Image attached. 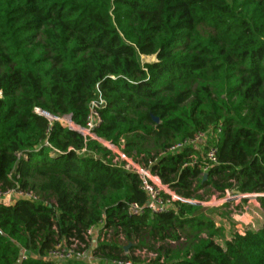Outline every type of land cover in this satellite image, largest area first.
<instances>
[{"label": "trees", "instance_id": "1", "mask_svg": "<svg viewBox=\"0 0 264 264\" xmlns=\"http://www.w3.org/2000/svg\"><path fill=\"white\" fill-rule=\"evenodd\" d=\"M93 103L96 137L181 200L231 190L264 215V0H0V188L34 196L0 205V264H264V224L220 245L200 205L153 213L135 174L44 116L83 129ZM197 133L215 137L164 155ZM98 227L92 261L46 258Z\"/></svg>", "mask_w": 264, "mask_h": 264}, {"label": "built area", "instance_id": "2", "mask_svg": "<svg viewBox=\"0 0 264 264\" xmlns=\"http://www.w3.org/2000/svg\"><path fill=\"white\" fill-rule=\"evenodd\" d=\"M97 104L93 103L90 107L89 114L86 121V127L83 129L75 128V126L71 123L70 118L68 117V120L70 121L71 125H68L65 123V118L61 119H49V121H57L63 126H66L70 129H75L76 132L81 134L85 139H87L88 142H97L101 145H104L108 150H113L114 145H112L110 142H106L103 140H100L95 135V130H97L102 121L100 118V115L98 111L96 110ZM219 132V129L218 131ZM214 134L209 133H197L192 138L187 139L181 143H178L168 149L164 155H175L178 153H181L187 148H193L199 150L200 147H202L206 142H208L210 139L214 138ZM121 148L122 144L120 143ZM215 154H216V148L210 147L208 151L205 154V160L207 165L200 168V171L202 174H205L209 168L210 165L215 164ZM119 159L122 160L126 165L129 166V164L132 165L133 169H131V173L135 174L140 182V189L147 194L148 196V203L147 207L153 212V213H161L165 210L166 204L179 200L181 202H186L190 204H194L191 201H185L178 198L172 191L167 189L166 187L162 186L157 179L155 175H153L148 168H143L138 164H133L131 160L128 159L124 154L119 155ZM165 194L169 197L168 200L163 201L160 197V194ZM242 195H236L235 192L232 193V198L241 197ZM242 198H246L245 196H242ZM18 199H34V196L31 192H24L18 189V187L14 188H6L2 189L0 188V205L8 207L13 202H15ZM132 210L134 212L139 211L138 208L133 207ZM94 229H91L88 231V236H90L91 231H94ZM135 252H139L136 250ZM139 253H143L144 251H141ZM150 257L155 258V255L148 254ZM25 252H22V255L19 259V262L25 260ZM46 258L54 260V261H64V260H70V259H77V260H83V261H92V257L89 254L88 248H86L84 245H79L77 242H73L70 245H65L64 243L57 244L52 250L48 251L46 254ZM115 264H132L131 261L125 260V261H116ZM146 263V262H145ZM148 263V262H147Z\"/></svg>", "mask_w": 264, "mask_h": 264}, {"label": "rangeland", "instance_id": "3", "mask_svg": "<svg viewBox=\"0 0 264 264\" xmlns=\"http://www.w3.org/2000/svg\"><path fill=\"white\" fill-rule=\"evenodd\" d=\"M140 60L142 62H152L155 59L153 57H141ZM102 146L110 152L107 160H110L112 164L119 165L128 172L133 169L131 164L128 166L119 159V155H123L121 146H114L113 150H108L104 145ZM128 159L131 160L130 158ZM131 162L142 167L139 160L134 159ZM232 193L233 191L227 190L224 194H218L206 189L199 191L195 196L196 198L191 200L192 203L200 205L203 212L214 221L216 228L222 229L221 239L217 240V243L220 245H223L225 240L230 239L232 232L242 234L247 230L256 231L264 224V215L256 202L255 195H247L245 196L246 198H242L241 196L234 199L232 198ZM99 230V227L95 228L89 236L88 251L91 257L98 242L101 240ZM154 245L157 248L159 244ZM139 252L134 251L133 256L137 257L140 262L147 263L152 259L145 251L144 254Z\"/></svg>", "mask_w": 264, "mask_h": 264}, {"label": "water", "instance_id": "4", "mask_svg": "<svg viewBox=\"0 0 264 264\" xmlns=\"http://www.w3.org/2000/svg\"><path fill=\"white\" fill-rule=\"evenodd\" d=\"M44 116H45V117H48L49 119H54V117L48 116V115H46V114H44ZM154 122H157V120L154 119ZM75 128H77V127H75ZM71 130L75 131V129H71ZM204 178H205V176H204ZM235 194H236V195H240L238 192H235ZM130 246H131V245H129L125 250L127 251V249H128Z\"/></svg>", "mask_w": 264, "mask_h": 264}, {"label": "bare ground", "instance_id": "5", "mask_svg": "<svg viewBox=\"0 0 264 264\" xmlns=\"http://www.w3.org/2000/svg\"><path fill=\"white\" fill-rule=\"evenodd\" d=\"M65 123L68 125H71L70 121L68 119H65Z\"/></svg>", "mask_w": 264, "mask_h": 264}]
</instances>
